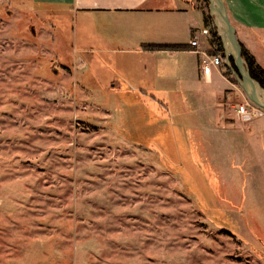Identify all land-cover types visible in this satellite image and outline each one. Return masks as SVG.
Listing matches in <instances>:
<instances>
[{"label":"rangeland","instance_id":"rangeland-1","mask_svg":"<svg viewBox=\"0 0 264 264\" xmlns=\"http://www.w3.org/2000/svg\"><path fill=\"white\" fill-rule=\"evenodd\" d=\"M100 18L0 0V264H264V110Z\"/></svg>","mask_w":264,"mask_h":264},{"label":"crops","instance_id":"crops-1","mask_svg":"<svg viewBox=\"0 0 264 264\" xmlns=\"http://www.w3.org/2000/svg\"><path fill=\"white\" fill-rule=\"evenodd\" d=\"M229 18L236 29L237 40L246 53L253 57L256 64L264 69V0H223ZM37 8H53L66 11H77L83 18L114 19L122 18L116 24L111 21L106 26L119 30L122 34L127 33L123 30L124 22L129 24L130 39L138 43V50L141 54H163L168 53L174 56L199 55L192 48L190 42L181 50H162L150 51L149 46H179L180 40L192 34L196 29V13L192 0H34ZM196 24V25H195ZM203 25V24H202ZM121 28V29H118ZM149 32V41H142L144 33ZM192 38V37H191ZM131 42V44H132ZM150 55V56H151ZM199 60V59H198ZM199 61L196 66V73L193 79H187V86L193 92L197 89L208 91L207 94L216 99L215 108L217 116L222 107L221 99L227 91H209L206 86L221 80L234 90V85L223 76L221 69L213 70L211 75L204 77L200 70ZM180 68V67H179ZM198 91V90H197ZM200 94V91H198ZM226 96V95H225ZM224 96V97H225ZM229 96V93H228ZM259 130V131H258ZM258 134L264 130L258 127ZM257 151L253 153L257 160L264 162V141H257Z\"/></svg>","mask_w":264,"mask_h":264},{"label":"water","instance_id":"water-1","mask_svg":"<svg viewBox=\"0 0 264 264\" xmlns=\"http://www.w3.org/2000/svg\"><path fill=\"white\" fill-rule=\"evenodd\" d=\"M212 24L220 40L224 66L247 99L256 107L264 110V87L250 75L242 57V47L237 40L233 26L223 0H206Z\"/></svg>","mask_w":264,"mask_h":264},{"label":"built area","instance_id":"built-area-1","mask_svg":"<svg viewBox=\"0 0 264 264\" xmlns=\"http://www.w3.org/2000/svg\"><path fill=\"white\" fill-rule=\"evenodd\" d=\"M213 27L203 26L197 33L192 34V40L190 46L192 48H199V36L207 39L209 44V36L211 34ZM210 46V44H209ZM211 48V47H210ZM196 53L201 56L200 70L204 77L211 75L213 70H219L224 64V58L221 55L211 53V49L206 50H196ZM235 114L238 115L244 121L253 120L257 115V109L253 103H251L247 98L243 99V102L233 106Z\"/></svg>","mask_w":264,"mask_h":264},{"label":"trees","instance_id":"trees-1","mask_svg":"<svg viewBox=\"0 0 264 264\" xmlns=\"http://www.w3.org/2000/svg\"><path fill=\"white\" fill-rule=\"evenodd\" d=\"M205 3L206 0H203ZM204 26H207L208 24H212V18L208 16V18L204 19L203 21ZM209 44L211 47V53L221 55L222 56V48L220 44V40L216 34L215 28L213 27L211 34L209 36ZM185 47L181 46H149L150 51H162V50H181ZM223 57V56H222ZM242 57L244 58L247 67L249 69L250 75L252 78H254L256 81H258L262 87H264V69L261 68L259 65L256 64L253 57L249 56L246 51L242 48ZM222 74L225 78H227L229 81L231 79V74L227 71L224 64L221 67Z\"/></svg>","mask_w":264,"mask_h":264}]
</instances>
